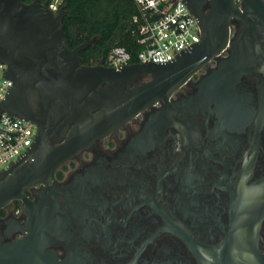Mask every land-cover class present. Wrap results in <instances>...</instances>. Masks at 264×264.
I'll return each mask as SVG.
<instances>
[{"label":"flooded vegetation","instance_id":"obj_1","mask_svg":"<svg viewBox=\"0 0 264 264\" xmlns=\"http://www.w3.org/2000/svg\"><path fill=\"white\" fill-rule=\"evenodd\" d=\"M260 2L263 8L235 0L242 14L229 19L220 54L168 98L73 154L47 188L25 191L45 225L36 227L27 264H222L221 249L236 233L264 259ZM151 80L131 77L126 91ZM31 115L48 145L67 140L72 125L56 140L53 114L37 108ZM28 221L20 200L0 210V246L26 238Z\"/></svg>","mask_w":264,"mask_h":264},{"label":"water","instance_id":"obj_2","mask_svg":"<svg viewBox=\"0 0 264 264\" xmlns=\"http://www.w3.org/2000/svg\"><path fill=\"white\" fill-rule=\"evenodd\" d=\"M185 4L198 27L197 44L181 49L165 62L132 63L120 67L84 65L79 52L95 39L69 49L63 31V8L53 11L48 2L34 0H0V62L6 65L1 76L9 81L0 101V115L5 112L37 127L33 140L6 170H0V210L14 200L22 201L28 216V236L0 246V264H27L34 256L37 222L34 203L27 189L44 188L54 180L56 170L73 154L94 140L114 131L141 109L166 99L177 87L226 45L228 22L240 15L235 0H174ZM263 8L260 0H243ZM208 10L204 12V8ZM148 74L152 80L126 91L131 77ZM103 83L106 90L99 89ZM208 82H205L207 84ZM40 108L45 118L53 114L51 129L58 130L60 140L69 125L66 141L51 147L42 133L41 124L31 113ZM49 134V133H48ZM41 147L38 155L29 149ZM222 247V264H264L249 237L235 234ZM3 238L0 236V242Z\"/></svg>","mask_w":264,"mask_h":264},{"label":"built area","instance_id":"obj_3","mask_svg":"<svg viewBox=\"0 0 264 264\" xmlns=\"http://www.w3.org/2000/svg\"><path fill=\"white\" fill-rule=\"evenodd\" d=\"M59 1L54 0L49 8L56 11L54 6ZM133 2L137 8L133 18L136 24L133 39L135 50L130 52L125 47L114 46L109 51L105 65L120 67L144 63L145 60L165 62L181 49L197 44L198 27L185 4L174 0ZM5 71L6 65L0 62V101L11 85V81L1 77ZM35 133L34 124L16 119L5 112L0 115V170H6L27 149Z\"/></svg>","mask_w":264,"mask_h":264},{"label":"trees","instance_id":"obj_4","mask_svg":"<svg viewBox=\"0 0 264 264\" xmlns=\"http://www.w3.org/2000/svg\"><path fill=\"white\" fill-rule=\"evenodd\" d=\"M34 0H24L30 3ZM51 4L54 0H39ZM59 8L66 15L63 31L69 49L95 39L79 57L85 64H105L109 51L114 46L125 47L133 52L136 24L133 22L137 8L133 0H60Z\"/></svg>","mask_w":264,"mask_h":264},{"label":"rangeland","instance_id":"obj_5","mask_svg":"<svg viewBox=\"0 0 264 264\" xmlns=\"http://www.w3.org/2000/svg\"><path fill=\"white\" fill-rule=\"evenodd\" d=\"M58 1H59V0H58ZM56 2H57V1H56ZM59 2H60V1H59ZM55 4H56V7L54 6V8L59 9V7L57 6L58 3H55ZM55 4H54V5H55Z\"/></svg>","mask_w":264,"mask_h":264}]
</instances>
